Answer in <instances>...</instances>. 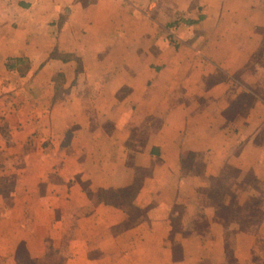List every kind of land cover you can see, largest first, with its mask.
Listing matches in <instances>:
<instances>
[{"label": "crops", "instance_id": "0c3cea01", "mask_svg": "<svg viewBox=\"0 0 264 264\" xmlns=\"http://www.w3.org/2000/svg\"><path fill=\"white\" fill-rule=\"evenodd\" d=\"M0 264H264V0H0Z\"/></svg>", "mask_w": 264, "mask_h": 264}]
</instances>
